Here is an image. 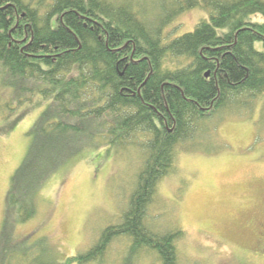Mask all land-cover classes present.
<instances>
[{
    "label": "trees",
    "instance_id": "trees-1",
    "mask_svg": "<svg viewBox=\"0 0 264 264\" xmlns=\"http://www.w3.org/2000/svg\"><path fill=\"white\" fill-rule=\"evenodd\" d=\"M197 7L207 18L170 37L172 22ZM0 87L10 103H46L6 194L17 223L35 215L37 192L82 151L113 148L123 158L137 144L144 158L122 222L89 251L59 262L47 238L27 247L31 235L17 239L11 226L0 234V264L100 261L121 235L130 253L178 264L183 230L154 233L147 211L200 121L264 94V0H0Z\"/></svg>",
    "mask_w": 264,
    "mask_h": 264
},
{
    "label": "rangeland",
    "instance_id": "rangeland-1",
    "mask_svg": "<svg viewBox=\"0 0 264 264\" xmlns=\"http://www.w3.org/2000/svg\"><path fill=\"white\" fill-rule=\"evenodd\" d=\"M205 18L201 8L185 11L168 27L169 36L191 32ZM9 92L0 87V234L12 226L17 239L31 235L27 247L47 238L59 262L84 254L105 228L122 222L142 168L141 147L131 145L123 158L107 147L77 154L37 192L35 215L17 223L6 194L27 154V132L46 103L38 96L10 103ZM200 124L192 140L175 148V166L159 183L146 223L158 235L183 230L178 264H264V94ZM121 236L102 260L86 264H158L145 250L130 253V240Z\"/></svg>",
    "mask_w": 264,
    "mask_h": 264
},
{
    "label": "water",
    "instance_id": "water-1",
    "mask_svg": "<svg viewBox=\"0 0 264 264\" xmlns=\"http://www.w3.org/2000/svg\"><path fill=\"white\" fill-rule=\"evenodd\" d=\"M205 77H208V72L205 74Z\"/></svg>",
    "mask_w": 264,
    "mask_h": 264
}]
</instances>
